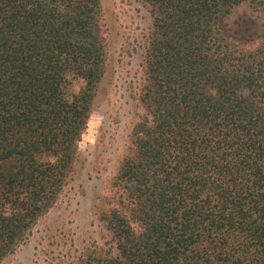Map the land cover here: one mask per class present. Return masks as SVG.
<instances>
[{
	"label": "trees",
	"instance_id": "trees-1",
	"mask_svg": "<svg viewBox=\"0 0 264 264\" xmlns=\"http://www.w3.org/2000/svg\"><path fill=\"white\" fill-rule=\"evenodd\" d=\"M140 1L145 114L68 264H264V0ZM105 33L100 0H0V263L68 184Z\"/></svg>",
	"mask_w": 264,
	"mask_h": 264
},
{
	"label": "rangeland",
	"instance_id": "rangeland-1",
	"mask_svg": "<svg viewBox=\"0 0 264 264\" xmlns=\"http://www.w3.org/2000/svg\"><path fill=\"white\" fill-rule=\"evenodd\" d=\"M100 1L108 65L87 128L77 143L70 179L57 202L37 220L28 239L0 264H68L105 237L96 206L104 195H112L111 181L126 154L130 130L145 114L137 92L144 37L151 19L147 5L140 0ZM246 12L242 6L231 19ZM80 87L76 83L73 92Z\"/></svg>",
	"mask_w": 264,
	"mask_h": 264
}]
</instances>
